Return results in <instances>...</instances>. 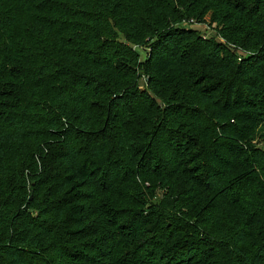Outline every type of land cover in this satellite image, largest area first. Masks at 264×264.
Wrapping results in <instances>:
<instances>
[{"label": "trees", "instance_id": "16d2710c", "mask_svg": "<svg viewBox=\"0 0 264 264\" xmlns=\"http://www.w3.org/2000/svg\"><path fill=\"white\" fill-rule=\"evenodd\" d=\"M261 124L264 0H0V264H264Z\"/></svg>", "mask_w": 264, "mask_h": 264}, {"label": "rangeland", "instance_id": "374dc122", "mask_svg": "<svg viewBox=\"0 0 264 264\" xmlns=\"http://www.w3.org/2000/svg\"><path fill=\"white\" fill-rule=\"evenodd\" d=\"M181 26H185V27H189L193 30H196L199 35L205 37V38H214L217 41L223 42L224 44L229 45L233 51H235L236 53H238L239 55H246L248 54V51L239 47V46H235L233 44L228 43L225 39H223L219 33H218V29H217V24H215L212 21V15L209 14L207 15L203 21H196V20H190V21H183V23L181 24ZM137 49L140 52V60L142 62L146 61V59L148 58V54H149V45H143V46H138ZM138 82L139 85L141 86V88H146L147 89V80L146 77L142 74L139 78H138ZM262 124L260 125V127L258 128L257 134L256 136L253 137L252 139V143L258 145L260 148L264 149V135H262ZM162 196V192H157L156 196L154 195L153 197H145V196H141L140 199L143 203H145V206H141V207H136L133 205H131L132 208L134 209H145L146 206L151 205L152 201L153 202H158L160 199L159 197Z\"/></svg>", "mask_w": 264, "mask_h": 264}]
</instances>
